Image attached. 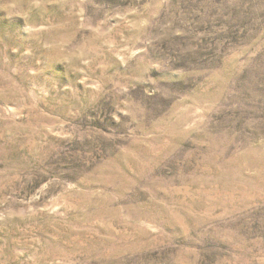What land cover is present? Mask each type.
I'll return each mask as SVG.
<instances>
[{
	"label": "rangeland",
	"instance_id": "obj_1",
	"mask_svg": "<svg viewBox=\"0 0 264 264\" xmlns=\"http://www.w3.org/2000/svg\"><path fill=\"white\" fill-rule=\"evenodd\" d=\"M0 264H264V0H0Z\"/></svg>",
	"mask_w": 264,
	"mask_h": 264
}]
</instances>
